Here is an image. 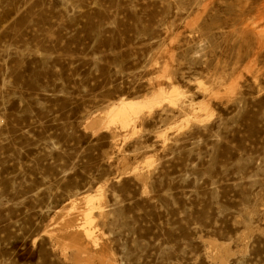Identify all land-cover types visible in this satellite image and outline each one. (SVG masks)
<instances>
[{"label":"rangeland","instance_id":"1","mask_svg":"<svg viewBox=\"0 0 264 264\" xmlns=\"http://www.w3.org/2000/svg\"><path fill=\"white\" fill-rule=\"evenodd\" d=\"M0 264H264V0H0Z\"/></svg>","mask_w":264,"mask_h":264},{"label":"bare ground","instance_id":"2","mask_svg":"<svg viewBox=\"0 0 264 264\" xmlns=\"http://www.w3.org/2000/svg\"><path fill=\"white\" fill-rule=\"evenodd\" d=\"M177 94H178V88L172 86L168 90L160 89V91L155 95L156 97L153 96L151 100L153 101V100H157V98H164V99L167 98L170 102L173 103L175 100V96ZM149 101L150 99L149 100L146 99L145 104ZM145 104H143L141 101L138 100L122 98L116 104L110 106L106 112L110 116V119L118 121L123 125H126L129 122L130 117L136 114V112L143 105L145 106ZM86 222H88V220ZM89 230H90L89 228H85V234H87L88 236H90V232H91V231L89 232Z\"/></svg>","mask_w":264,"mask_h":264}]
</instances>
